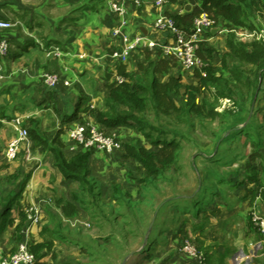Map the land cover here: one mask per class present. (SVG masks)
I'll return each instance as SVG.
<instances>
[{"label": "rangeland", "instance_id": "rangeland-1", "mask_svg": "<svg viewBox=\"0 0 264 264\" xmlns=\"http://www.w3.org/2000/svg\"><path fill=\"white\" fill-rule=\"evenodd\" d=\"M246 15L253 29H241L237 31L240 35L234 32L236 40L243 43L255 40L249 34L264 30V0L247 8ZM218 38L211 46L201 43V48L211 49L210 65L232 80L222 67L223 53L218 52L226 41ZM238 64L227 61L229 69ZM135 81L136 78L131 79V84ZM200 84L196 77L195 84L187 86L198 88V92L193 93L196 104L205 101L214 105L218 114L215 118L166 115L162 111L156 114L151 109L145 116L153 126H163L167 131L163 136L165 140L181 145L177 166L172 171L151 181L139 163L126 159L124 146L127 143L153 150L150 141L132 124L131 133L125 132L124 135H129L118 138L123 146L120 153L117 151L98 169L90 170L96 184L95 201L81 193L77 183L65 182L61 186L54 180L52 197L76 203L81 213L67 219L61 214L64 222L60 216L49 217L48 214L47 217L46 214L50 231L55 230V237L58 234L53 238V248L47 251L48 263L193 264L184 262L187 255L181 246L185 240H189L204 259L211 255L217 260L210 253L215 244L225 248L231 254L229 260L235 264L237 254L241 252L242 256V251L248 255L243 256L245 264L249 263L248 257H255L257 264L262 263L259 253L255 254L262 237L251 221V212L258 211L264 204V76L253 98L249 93L233 88L231 98L219 99L216 104L215 89ZM185 103L183 101L182 105ZM22 149L11 164L2 161L0 152V204L1 198L19 194L25 177L37 165L34 163L28 168L19 160L20 155L28 161L33 158L30 159L29 152ZM252 154L256 157L250 161ZM46 162L43 166L44 163L48 166ZM43 166L41 176L45 177L48 170ZM251 176L259 181L253 194L248 193L253 187L248 182ZM36 199H42L40 205L43 202L47 208L53 207L49 201V204L44 202L47 200L42 195ZM194 199L197 200L196 219L193 218L195 206L190 205ZM216 205L220 212L213 216L211 212ZM10 233L8 228L1 236L0 258L16 247ZM210 258L209 264H214Z\"/></svg>", "mask_w": 264, "mask_h": 264}, {"label": "crops", "instance_id": "crops-1", "mask_svg": "<svg viewBox=\"0 0 264 264\" xmlns=\"http://www.w3.org/2000/svg\"><path fill=\"white\" fill-rule=\"evenodd\" d=\"M108 1L0 0V20L14 25L8 30H0V40H6L9 44L8 54L4 57L0 56V152L3 154L1 159L6 164L14 162L8 161L5 155L8 145L15 136L10 124L13 119H21L22 126L28 132L33 129L49 141L59 134L63 153L66 157H71L72 155L68 152V147L71 145L67 137L68 131L82 120H89L102 129L95 118V113L109 111L108 86L115 83L114 79L119 75V70L124 69L128 74L127 83H131L133 78H136L135 83L140 80L144 82L145 70L150 64H156L159 61L172 64L174 61L164 57L159 50H150L142 44L129 51L125 62L115 57V54L129 46L137 36H143L146 42L147 40L165 42L167 37L154 31V22L161 12L154 6V0H143L139 8L126 3L127 13L120 18L109 10ZM165 1L163 14L167 16H180L178 15L180 12L181 16L185 17L198 8L197 0ZM120 21L125 22L126 26L119 28L120 36L115 37L112 29L118 28ZM227 34L225 32L205 33L201 37V43L211 46L214 40L219 39L218 37L226 41ZM27 43L30 45L24 49ZM218 52H222L223 56L229 53L227 44L224 43ZM44 74H58L67 79L69 85L66 86L60 82L55 87L48 88L42 82ZM177 74L181 75L184 85L195 84L196 77L181 71L178 64L172 72L154 75L158 83L165 84L171 76ZM186 98L185 94L181 99L186 101ZM74 113L76 119L68 121L67 118ZM130 125L103 129V131L123 139L129 135H124L125 132L131 133L132 125ZM31 144L33 157L31 161L23 155L19 156V160L26 167L34 163L37 165L32 169L23 193L15 200L13 217L17 225L21 221L20 211H24L31 204L38 205L41 222L37 226L30 227L31 240L34 243H53V238H56L58 234L56 233L55 237V230L50 231L51 226L46 214L47 217L48 214L49 217L50 215L60 216L64 222L65 216L61 215L63 213L59 203L75 205L78 214L81 210L76 203L68 199L63 202L60 198L52 197L51 189L54 180L61 186L65 182H74L64 180L57 173L53 158L47 151L36 147L34 142ZM3 149L4 153H2ZM24 150L23 148L22 151ZM90 153L89 170L98 169L103 161L106 162L107 158L113 157L118 152L107 155L91 149ZM45 160L48 166L45 163L43 166ZM42 166L43 168L46 166L48 170V175L45 177L41 176ZM53 173L57 175H51ZM39 195L47 200L44 201L45 203L50 202L53 207L47 208L43 202L40 205L42 199H36ZM258 212L263 215L260 209ZM9 229L12 235L14 228ZM213 246L210 253L214 254L217 260L210 255L211 262L214 260V264H235V261L229 260L231 254L227 253L225 248L215 244ZM257 253L264 263L262 243L259 248L257 247L255 254ZM237 256L236 264H245L246 258L243 256L248 255L242 251V256L241 252ZM247 259L248 264H254V262L257 264L255 257ZM42 261L51 264L48 263L47 256ZM189 261L199 264L196 259L185 257L184 262Z\"/></svg>", "mask_w": 264, "mask_h": 264}, {"label": "trees", "instance_id": "trees-1", "mask_svg": "<svg viewBox=\"0 0 264 264\" xmlns=\"http://www.w3.org/2000/svg\"><path fill=\"white\" fill-rule=\"evenodd\" d=\"M198 8L191 14L183 16H174L178 25L189 29L191 27L192 19L201 14H207L212 20L220 25L221 28L239 31L241 29H253L247 21V8L255 7L259 4V0H197ZM226 44L229 48V53L222 57V67L231 75L232 80L227 79L222 73L216 72L209 63L211 58V49L200 48L198 56L204 61L206 67L203 71L204 76L195 73V77H199L200 86L209 85L215 89L213 96L215 104L219 99L231 98L233 95V88L238 89L241 93H249L253 98L261 86L264 76V41L253 40L249 43H243L236 40L235 33H228L226 35ZM30 43H27L24 49L28 48ZM227 61H237L239 64L228 68ZM177 67V62L174 60L172 64L166 61H159L156 64H150L145 70V80L138 81L134 85L131 83H124L117 85L116 83L108 86L107 104L109 111L106 113L90 111L95 113L97 122L102 126V130L117 128L123 125L133 124L143 134L146 140L150 141L153 150H148L140 144L127 143L124 146L125 157L128 160L139 163L144 169L147 178L155 181L164 174L172 171L177 166L180 157L181 145L169 142L163 136L167 131L163 126H153L145 119L149 109L156 114L162 111L166 115L177 114L180 115H194L204 118H215L218 114L214 111V105H209L203 101L200 104L195 103V94L198 88L184 85L180 74L171 76L169 81L165 84L158 83L154 74L169 73L172 69ZM250 68V69H248ZM252 68V69H251ZM119 75L128 78V74L124 69L119 70ZM234 87H233V84ZM187 95L184 106L183 95ZM182 101H181V100ZM179 101V103H177ZM149 114V113H148ZM147 114V115H148ZM75 113L67 118L68 121L75 120ZM28 132V131H27ZM156 134V135H154ZM172 135V133H171ZM28 136L31 142H34L36 147H41L43 151H47L53 158L54 168L61 177L70 182L80 185V192L87 197L96 198V184L90 176L89 159L90 150L79 148L71 157H66L62 151V144L59 141V134L52 141L42 137L37 131L29 130ZM155 136V137H154ZM123 147V146H122ZM32 150V144H31ZM256 155L252 154L250 161L255 159ZM30 173L25 177L26 179L20 186V192L25 188ZM249 184L253 187L248 189L249 194L254 193V186L259 184L255 176L248 178ZM117 191V189L115 188ZM12 197L1 198L0 204V240L2 234L8 228H14L11 235V240L18 244L22 241V231L26 228L27 220L24 211H20L19 215L21 221L15 225V218L13 217V204L21 193ZM76 201L79 199L75 196ZM93 201V204L95 202ZM197 200L190 202L193 208V218H197L196 211ZM195 204V205H194ZM62 213L67 218H73L78 215V209L71 203L61 204ZM218 205L212 210L211 215L217 216L219 214ZM81 210V209H80ZM210 215V216H211ZM183 233L182 230H180ZM186 233L184 232V237ZM183 243V242H182ZM53 243H34L31 240L30 250L37 259L36 264H45L42 260L47 256V251H50ZM182 247V246H181ZM210 256V255H209ZM209 256L206 255L204 263H210Z\"/></svg>", "mask_w": 264, "mask_h": 264}, {"label": "built area", "instance_id": "built-area-1", "mask_svg": "<svg viewBox=\"0 0 264 264\" xmlns=\"http://www.w3.org/2000/svg\"><path fill=\"white\" fill-rule=\"evenodd\" d=\"M126 3H131L134 7L139 8L143 4V0H109V10L119 18L127 13L125 7ZM165 0H154V6L161 12L154 22V31L165 35L167 40L164 42H158L153 40L144 41L143 36H137L125 49H122L114 56L120 61L125 62L129 56V51L138 45H143L150 50H159L161 54L169 59H173L177 62L181 71L187 74L195 75L198 73L200 76H204L203 71L206 64L198 56V50L201 48V37L205 33H232L234 30L221 28L212 20L207 14L201 13L192 19L191 27L189 29L178 25L173 16H167L163 14V8ZM178 15H181L180 12ZM14 25L0 20V30H8ZM126 26V23L120 21L118 28H113L112 32L115 37L120 36L119 28ZM240 35V34H238ZM251 38L258 41H264V30H259L258 33L249 34ZM127 40L126 37H123ZM58 50V49H56ZM9 44L6 40H0V56L4 57L8 54ZM43 84L48 88H53L60 82L68 86L69 81L62 78L58 74H44L42 76ZM117 85H121L127 82V78L117 75L114 79ZM12 129L15 133L13 140L10 142L6 149V159L13 161L21 148H24L28 154V157L32 156L31 141L28 136L27 129L22 126L21 119L16 118L10 122ZM67 137L71 145L68 147L69 154L73 155L76 151L81 149H95L99 152L107 155H112L122 149V144L115 135L107 134L97 125L89 120H82L75 127L70 129L67 133ZM260 214L258 211L251 212V221L254 227L259 232L261 243L264 245V204L260 207ZM24 214L27 220V227L22 231V241L16 244L14 251L5 254L0 258V264H36L37 259L30 250V227L37 226L41 222V212L38 205L31 204L24 210ZM182 251L188 257L196 259L199 264L204 263V256L198 252L195 246L189 241L185 240L182 243ZM264 264V263H263Z\"/></svg>", "mask_w": 264, "mask_h": 264}]
</instances>
